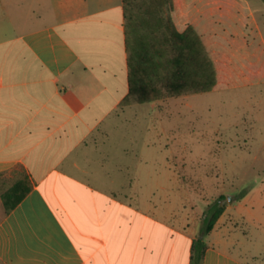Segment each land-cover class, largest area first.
Segmentation results:
<instances>
[{
	"label": "crops",
	"instance_id": "1",
	"mask_svg": "<svg viewBox=\"0 0 264 264\" xmlns=\"http://www.w3.org/2000/svg\"><path fill=\"white\" fill-rule=\"evenodd\" d=\"M185 4L196 28L218 20L244 50L264 51V0ZM128 76L123 0H0L1 264L191 263L200 234L181 175L146 171L148 127H134L145 133L135 143L133 127H117L143 103L122 104ZM20 180L29 190L8 209ZM157 181H176L175 193ZM228 208L202 264H264L238 253Z\"/></svg>",
	"mask_w": 264,
	"mask_h": 264
},
{
	"label": "rangeland",
	"instance_id": "2",
	"mask_svg": "<svg viewBox=\"0 0 264 264\" xmlns=\"http://www.w3.org/2000/svg\"><path fill=\"white\" fill-rule=\"evenodd\" d=\"M118 124L133 127V143L134 137L145 134L134 127H148L149 142L155 143L146 149V171L181 175L178 184L187 189L199 234L204 229L201 212L223 194L222 204L234 207L228 213L238 224V253L263 263L264 82L166 93L155 106L150 102L127 106ZM157 183L175 193L176 181ZM155 195L157 199L162 195L158 186ZM3 214L0 209V218Z\"/></svg>",
	"mask_w": 264,
	"mask_h": 264
},
{
	"label": "trees",
	"instance_id": "3",
	"mask_svg": "<svg viewBox=\"0 0 264 264\" xmlns=\"http://www.w3.org/2000/svg\"><path fill=\"white\" fill-rule=\"evenodd\" d=\"M129 94L122 104L150 102L166 93L210 91L264 82V51L244 50L220 21L196 28L185 0H123ZM29 190L17 181L4 195L13 208ZM224 195L209 204L204 229L192 243L191 263L202 264L205 234L225 209Z\"/></svg>",
	"mask_w": 264,
	"mask_h": 264
}]
</instances>
